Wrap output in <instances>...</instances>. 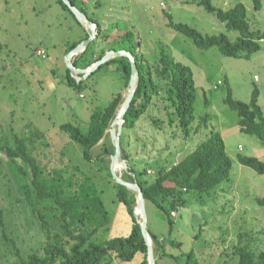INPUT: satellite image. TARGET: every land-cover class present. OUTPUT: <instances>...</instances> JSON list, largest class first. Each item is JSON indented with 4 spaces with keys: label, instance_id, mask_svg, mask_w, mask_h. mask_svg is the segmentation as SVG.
<instances>
[{
    "label": "rangeland",
    "instance_id": "374dc122",
    "mask_svg": "<svg viewBox=\"0 0 264 264\" xmlns=\"http://www.w3.org/2000/svg\"><path fill=\"white\" fill-rule=\"evenodd\" d=\"M238 2L245 5L251 28L264 31V0L260 11L248 0H212L213 5L224 9ZM74 5L84 8L101 26L100 34L90 43L89 56L91 52L104 49V36L124 35L129 30V39L138 42V51L149 64H154L160 49L164 48L193 73L197 91L192 128L204 114L210 116L207 126H202L187 139L182 137L176 121L172 124L166 121L161 91L135 126L124 131V140L130 141L128 152L137 161L136 168L150 171L142 174L144 179H153L151 169L155 170L158 162L169 164L188 154L206 138L210 129L221 134L225 151L232 161L229 179L203 195V203L192 200L177 210L171 231L160 210L145 201L148 230L165 239L166 251L176 256L180 264L184 263V253L190 250L194 251L199 264H237L234 244L238 238H247L246 234L253 238L252 249L263 247L264 207L256 204L255 197H264V173L242 165L237 155L264 160V146L256 137L240 131L238 114L224 99L229 88L234 99L249 102L252 90L257 88V102L264 114V38L260 41V49L248 59L234 58L224 55L216 46L199 49L189 37L168 26L167 16L170 15L173 22L186 23L202 33H225L231 40L236 39V31L227 30L213 13L194 3H184V0H74ZM83 27L58 0H0V131L18 132L32 122L45 133L48 142L37 154L42 164L48 168L77 164L94 177L110 215L108 225L90 239L101 243L128 235L132 219L125 204L117 199L113 182L82 159L80 147L59 129V125L70 122L85 128L93 110L106 107L120 94L122 104L127 86L113 63L82 78L80 86L67 85L65 56L74 43L84 38ZM41 49L43 53L38 55L36 51ZM79 77L82 76L79 74ZM157 118L161 122L154 124ZM109 129L110 126L106 141L112 143ZM100 143L102 141L96 148H100ZM125 161L127 167L118 172L121 176L128 169ZM110 164L109 157V167ZM9 192L13 206L9 203ZM17 198V186L0 160V207L7 234L15 238L22 253L27 254L44 241V234L27 209L16 202ZM170 241L178 244L172 246ZM141 258V253L128 261L113 257L110 264H139ZM13 261L15 257L0 244V262L12 264ZM174 263V258L168 255L156 261V264Z\"/></svg>",
    "mask_w": 264,
    "mask_h": 264
},
{
    "label": "trees",
    "instance_id": "16d2710c",
    "mask_svg": "<svg viewBox=\"0 0 264 264\" xmlns=\"http://www.w3.org/2000/svg\"><path fill=\"white\" fill-rule=\"evenodd\" d=\"M70 1L74 5V0ZM248 1L256 11L261 10L262 0ZM58 2L69 10L61 0ZM184 3L202 6L205 11L213 13L220 22L224 23L227 30L238 33L235 40H231L225 33H202L186 23L173 22L168 15V26L189 37L199 49L216 46L226 56L244 59H248L253 52L260 49L264 31L251 28L247 20L246 7L242 2L235 3L227 9L213 5L212 0H184ZM80 11L87 15L84 8ZM87 17L96 24L98 36L101 26L92 17L88 15ZM130 35L131 32L128 30L124 35L113 34L103 37L105 41L111 43L108 48L130 52L137 65V85L130 105L123 115L124 122L120 135L121 155L128 163V169L121 177L125 181L137 182L144 200L151 202L160 210L162 218L166 220L171 231L175 216L172 213L186 207L192 200L203 203L205 200L203 195L229 179L232 161L225 151L221 134L210 129L206 138L188 154L169 164L165 161L158 162L157 168L152 169L153 179L147 181L143 178L142 174H149L148 170L136 168L137 161L129 154V148L127 149L130 141L124 140L123 134L126 129L135 126L141 115L153 103L154 97L159 96L161 91L164 93L162 99L168 117L166 121L170 124L176 121L181 136L185 139L193 133H198L202 126H207L210 116L204 114L192 128L197 90L190 67L167 54L164 48L160 49L159 57L154 64H149L145 56L138 51V42L129 39ZM87 37L86 32L82 40ZM80 41L74 43L70 49ZM89 51L90 44L73 59L75 67H88L99 60L105 50L101 49L98 53L91 52L90 56ZM84 55L87 56L82 57ZM81 58L84 59L80 61ZM111 63L121 72L124 85L127 86L130 61L124 56L111 58L86 77ZM65 77L69 86L77 87L82 83V79L77 81L70 75L68 68ZM258 95V89L254 88L250 101L243 102L234 99L228 88L224 102L237 112L240 131L256 137L264 146V114L257 102ZM121 102L122 94L115 96L106 107L93 110L85 128L70 122L59 125V129L80 147L82 159L94 165L113 182L117 199L125 204L132 219V228L128 235L111 238L101 243L91 242L90 239L99 229L108 225L110 215L94 177L77 164L50 168L42 164L37 154L40 147L48 146V142L45 133L32 122L25 124L18 132L11 129L7 132L0 131V160L4 162L17 186L19 198L16 202L27 209L31 219L44 234V237L42 236L44 241L38 248L23 254L15 238L7 234L4 212L0 207V244L15 257L12 264H110L113 257L128 261L136 253L142 254L139 264H148L146 241L133 214L136 194L115 182L109 167V157L114 153V146L106 141L108 136L106 131L115 118ZM205 105H207L206 99ZM153 121L154 124L155 122L158 124L161 119L157 118ZM100 141H102L100 148H96ZM237 160L260 174L264 173V160L241 154L237 155ZM9 200L10 205L13 206L11 192H9ZM255 202L260 207H264V197H255ZM146 229L151 237L155 264L157 258L163 255L173 257L175 263L180 264L176 256L166 251L165 239L149 231L147 227ZM246 236L247 238H238L234 244L233 252L238 256L237 264H264V246L257 250L252 249L253 238H249L248 234ZM177 244L170 241L172 246ZM183 264H199L193 250L184 253Z\"/></svg>",
    "mask_w": 264,
    "mask_h": 264
},
{
    "label": "water",
    "instance_id": "95a60500",
    "mask_svg": "<svg viewBox=\"0 0 264 264\" xmlns=\"http://www.w3.org/2000/svg\"><path fill=\"white\" fill-rule=\"evenodd\" d=\"M67 8L72 12V14L76 17V19L82 24V26H87L90 28V34L88 37L81 42H79L74 48H72L65 56V62L67 64V68L70 71V75L74 78H77L78 81L82 78L88 76L93 70L98 68L100 65L106 63L113 57H120L124 56L127 57L130 61V77L127 85V95L123 101V108L121 109L120 114L118 117L116 116L113 121L111 122L109 134L112 140V144L114 146V153L110 156L111 164H110V172L112 178L115 182L124 185L127 189L132 190L136 194V205L139 204L141 207V214L140 217H137L135 208L133 210V214L136 217L137 222L140 225V230L142 235L145 238L146 245H147V262L148 264H155V259L153 256V249H152V242L151 237L146 229V215H145V200L142 195V190L137 184L136 181H125L122 179L121 174L116 172L113 168V164L115 160H118L123 168L127 167L126 161L122 158L121 149H120V135H121V128L124 122L123 115L128 109L131 99L133 97L136 85H137V65L135 58L132 54L125 50H114V49H106L104 51L103 56L97 60L96 62L92 63L86 68H77L74 66L73 62L70 60L71 55L78 54L83 51L94 39L97 38V31H95L96 24L90 21L85 13L80 11L76 6H74L70 0H61ZM78 74H82L81 78ZM116 126V127H114Z\"/></svg>",
    "mask_w": 264,
    "mask_h": 264
},
{
    "label": "bare ground",
    "instance_id": "6f19581e",
    "mask_svg": "<svg viewBox=\"0 0 264 264\" xmlns=\"http://www.w3.org/2000/svg\"><path fill=\"white\" fill-rule=\"evenodd\" d=\"M123 108V104L120 105V107L118 108L117 110V113H116V116L118 117V115L120 114L121 112V109ZM115 116V117H116ZM116 127V126H114ZM113 168L116 172H119L123 167H122V164L118 161V160H115L114 161V164H113ZM135 212H136V215L137 217H140V214H141V207L139 204L136 205L135 207Z\"/></svg>",
    "mask_w": 264,
    "mask_h": 264
},
{
    "label": "built area",
    "instance_id": "2783aa9c",
    "mask_svg": "<svg viewBox=\"0 0 264 264\" xmlns=\"http://www.w3.org/2000/svg\"><path fill=\"white\" fill-rule=\"evenodd\" d=\"M84 27H85V29H86L88 35H89V34H90V28L87 27V26H84ZM94 30L97 31V28L95 27ZM81 52H82V51H81ZM81 52H80V53H81ZM36 53H37L38 55H39V54L42 55L43 50H42V49H41V50H37ZM78 54H79V53H78ZM78 54H73V55H71L70 60L73 61V59H74ZM75 79L78 81L77 78H75ZM174 214H175V213L173 212L172 215H174Z\"/></svg>",
    "mask_w": 264,
    "mask_h": 264
},
{
    "label": "crops",
    "instance_id": "0c3cea01",
    "mask_svg": "<svg viewBox=\"0 0 264 264\" xmlns=\"http://www.w3.org/2000/svg\"><path fill=\"white\" fill-rule=\"evenodd\" d=\"M77 8L79 9L80 7H77ZM80 9H81V8H80ZM80 9H79V10H80ZM82 27H83V26H82ZM83 30L85 31V33L87 32V31L85 30L84 27H83ZM100 32H101V29H100ZM100 32H99V34H100ZM99 34H98V35H99ZM112 35H113V34H112ZM115 35H116V34H115ZM80 40H82V39H80ZM80 40H78V41H80ZM78 41H77V42H78ZM80 42H81V41H80ZM110 44H111V43H110L108 40H106V44H105L104 47H103L104 50H106V49H110V48H108V47L110 46ZM176 161H177V159H176L174 162H176ZM147 170H148V169H147ZM151 170H152V169H151ZM148 172H150V171L148 170ZM151 172H153V170H152ZM152 232H153V231H152ZM160 257H161V256H160ZM174 264H176V263H174Z\"/></svg>",
    "mask_w": 264,
    "mask_h": 264
},
{
    "label": "clouds",
    "instance_id": "9594fccd",
    "mask_svg": "<svg viewBox=\"0 0 264 264\" xmlns=\"http://www.w3.org/2000/svg\"><path fill=\"white\" fill-rule=\"evenodd\" d=\"M79 75V74H78Z\"/></svg>",
    "mask_w": 264,
    "mask_h": 264
}]
</instances>
